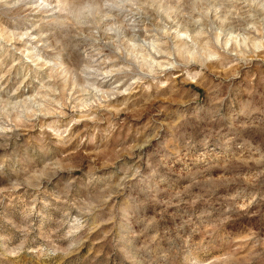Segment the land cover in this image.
Returning a JSON list of instances; mask_svg holds the SVG:
<instances>
[{
  "label": "rangeland",
  "instance_id": "374dc122",
  "mask_svg": "<svg viewBox=\"0 0 264 264\" xmlns=\"http://www.w3.org/2000/svg\"><path fill=\"white\" fill-rule=\"evenodd\" d=\"M0 264H264V0H0Z\"/></svg>",
  "mask_w": 264,
  "mask_h": 264
}]
</instances>
